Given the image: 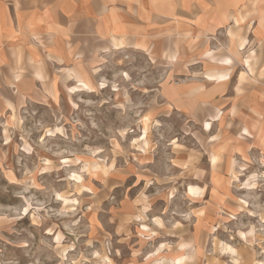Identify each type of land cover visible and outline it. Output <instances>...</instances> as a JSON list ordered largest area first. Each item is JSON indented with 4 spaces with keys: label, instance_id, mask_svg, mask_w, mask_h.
<instances>
[{
    "label": "rangeland",
    "instance_id": "rangeland-1",
    "mask_svg": "<svg viewBox=\"0 0 264 264\" xmlns=\"http://www.w3.org/2000/svg\"><path fill=\"white\" fill-rule=\"evenodd\" d=\"M213 51L221 88L205 54L112 51L51 101L0 103V264H264V52L238 83L243 55Z\"/></svg>",
    "mask_w": 264,
    "mask_h": 264
},
{
    "label": "crops",
    "instance_id": "crops-1",
    "mask_svg": "<svg viewBox=\"0 0 264 264\" xmlns=\"http://www.w3.org/2000/svg\"><path fill=\"white\" fill-rule=\"evenodd\" d=\"M212 49L243 55L237 80L250 79L244 60L252 53L255 70L264 52V0H0V103L9 110L7 104L51 101L54 86L59 93L70 84L68 73L74 80L95 54L112 51L166 60L201 53L218 65L205 78L230 76L232 58H216ZM253 111L264 118L257 105ZM160 245L155 259L179 253Z\"/></svg>",
    "mask_w": 264,
    "mask_h": 264
},
{
    "label": "bare ground",
    "instance_id": "bare-ground-1",
    "mask_svg": "<svg viewBox=\"0 0 264 264\" xmlns=\"http://www.w3.org/2000/svg\"><path fill=\"white\" fill-rule=\"evenodd\" d=\"M239 47L240 48H243L244 47V45H245V43H246V40L244 39H242L241 41H239ZM255 61H256V58H255V56L254 55H252V53H250V54H248V56L246 57V59L244 60V64H245V66L247 67V69H248V71H250V73H251V75H253L254 74V68H253V66H254V64H255ZM71 75V74H70ZM228 73L227 72H222V73H219V74H217V75H214V76H211V77H209V78H206V80H212V81H214V82H221V81H224L225 79H227L228 78ZM79 82H82V81H80V80H78ZM85 84V83H84ZM53 97V96H52ZM7 107H9V105L7 104L6 105ZM216 117H218V116H216ZM154 124V123H153ZM150 125H152V124H150V120H149V118L148 117H143L142 118V120H141V132H140V139L139 140H141V142H142V145L141 146H139V145H137V147L145 154L146 153V151H147V149L149 148L148 147V143H147V141H146V135L148 134V131H149V127H150ZM203 127H204V129L205 130H208V128H209V123H203ZM244 132H246V133H248L247 132V130L246 129H244L243 130ZM210 159H211V162L212 163H215V157L213 156V157H210ZM96 164H94L93 165V163L92 164H89L88 165V168H87V171H89V169L90 168H94L95 169V166ZM100 168V167H99ZM105 168V167H104ZM101 170H102V168H100ZM96 170V169H95ZM188 192H189V194H192L193 196H195V195H197V194H201V190H199L198 188H193V187H190L189 188V190H188ZM155 223L157 224V225H161L160 223H159V221H156L155 220ZM142 225V228H146L147 226L146 225H144V224H141ZM148 235H152L151 234V232L148 234ZM224 248H225V250H227V251H230V252H235V250L233 249V248H231L230 246H224ZM185 258H183V257H180V256H177V257H174V258H172L171 259V261L170 262H166V263H164V262H162V263H160V264H183V260H184Z\"/></svg>",
    "mask_w": 264,
    "mask_h": 264
}]
</instances>
